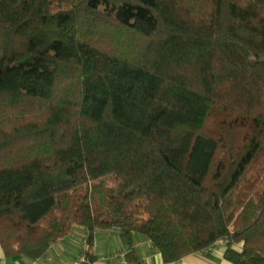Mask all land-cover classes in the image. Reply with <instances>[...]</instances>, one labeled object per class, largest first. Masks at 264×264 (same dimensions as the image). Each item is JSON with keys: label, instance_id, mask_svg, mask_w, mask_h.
Instances as JSON below:
<instances>
[{"label": "trees", "instance_id": "1", "mask_svg": "<svg viewBox=\"0 0 264 264\" xmlns=\"http://www.w3.org/2000/svg\"><path fill=\"white\" fill-rule=\"evenodd\" d=\"M74 226L264 264V0H0V247Z\"/></svg>", "mask_w": 264, "mask_h": 264}, {"label": "crops", "instance_id": "2", "mask_svg": "<svg viewBox=\"0 0 264 264\" xmlns=\"http://www.w3.org/2000/svg\"><path fill=\"white\" fill-rule=\"evenodd\" d=\"M72 231L73 228L67 236L56 240L36 260L6 257L0 247V264H228L223 258L226 249V242L223 240L217 241L213 247L205 251L192 253L175 262L164 263L160 254L145 238L136 237L134 244L136 260H133L132 255L128 260L125 256L130 249L121 242L116 230H95L91 246L84 241L85 230L78 229L80 238L72 237ZM87 253L93 257L92 261L86 259ZM82 258L83 261H80Z\"/></svg>", "mask_w": 264, "mask_h": 264}, {"label": "rangeland", "instance_id": "3", "mask_svg": "<svg viewBox=\"0 0 264 264\" xmlns=\"http://www.w3.org/2000/svg\"><path fill=\"white\" fill-rule=\"evenodd\" d=\"M78 229H80L78 226H74L73 227V231H72V237H79L81 236V234H79ZM78 233V234H77ZM77 234V235H76Z\"/></svg>", "mask_w": 264, "mask_h": 264}, {"label": "built area", "instance_id": "4", "mask_svg": "<svg viewBox=\"0 0 264 264\" xmlns=\"http://www.w3.org/2000/svg\"><path fill=\"white\" fill-rule=\"evenodd\" d=\"M80 261H83V258H82V259H80Z\"/></svg>", "mask_w": 264, "mask_h": 264}]
</instances>
